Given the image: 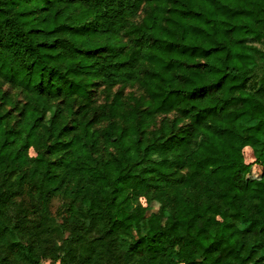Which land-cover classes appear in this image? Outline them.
Segmentation results:
<instances>
[{
  "label": "trees",
  "instance_id": "trees-1",
  "mask_svg": "<svg viewBox=\"0 0 264 264\" xmlns=\"http://www.w3.org/2000/svg\"><path fill=\"white\" fill-rule=\"evenodd\" d=\"M0 85V264H42L23 195L63 264H264V0H0Z\"/></svg>",
  "mask_w": 264,
  "mask_h": 264
},
{
  "label": "rangeland",
  "instance_id": "rangeland-1",
  "mask_svg": "<svg viewBox=\"0 0 264 264\" xmlns=\"http://www.w3.org/2000/svg\"><path fill=\"white\" fill-rule=\"evenodd\" d=\"M256 46L255 43H252ZM2 91H9L15 100H21L20 93L12 91L6 85H0ZM94 99L97 105L111 103L114 98H121L124 102L125 109L135 103L132 99H139L144 96L142 89L138 86H117L107 88L97 86L94 88ZM162 117L156 119V127H159ZM155 124V123H154ZM102 123L101 126H104ZM153 129V128H151ZM16 207L7 212L8 217L18 222L22 219L21 209L29 219L28 222L23 221L22 228L25 234L23 238L26 241L35 243L39 251L42 264H63L59 259V253L63 247L65 239L79 232L75 231V227L64 218L65 206L60 198L49 200L45 207H41L38 201H31L30 197L23 195L14 199ZM160 205L153 202L146 214L149 218L153 213H157ZM18 217V218H15ZM56 223L55 228H49L48 224ZM90 234V233H88ZM62 246V247H61ZM104 254L97 264H123V256L120 251ZM80 259L74 257L68 259L67 264H85L83 253L78 254Z\"/></svg>",
  "mask_w": 264,
  "mask_h": 264
}]
</instances>
